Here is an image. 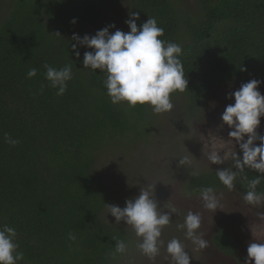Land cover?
<instances>
[{"label": "trees", "instance_id": "obj_1", "mask_svg": "<svg viewBox=\"0 0 264 264\" xmlns=\"http://www.w3.org/2000/svg\"><path fill=\"white\" fill-rule=\"evenodd\" d=\"M191 4L192 10L181 0H0V228L16 229L24 253L19 264H134L140 252L135 231L124 221L117 224L106 206L123 208L131 190L115 192L100 170L106 157H133L125 166L148 160L144 154L160 124L152 123L147 104L111 103L106 74L83 66V54L91 49L78 45L80 57L74 55V33L92 36L112 19L110 34L128 32L125 21L133 12L139 13L138 28L155 18L164 29L159 39L182 47L188 87L171 98L184 97L188 118L213 96L264 75V0ZM121 7L123 16L113 18ZM45 64L72 65L63 95L49 86ZM32 68L37 75L29 78ZM5 133L19 143H6ZM233 166L231 159L221 168ZM216 170L187 173L183 191H229ZM256 175L245 168L232 191L244 197ZM124 178L126 172L114 173L118 182ZM256 190L264 192V180ZM114 237L126 243L124 254L115 252ZM209 243L223 257L239 259L238 240L227 228H216Z\"/></svg>", "mask_w": 264, "mask_h": 264}, {"label": "clouds", "instance_id": "obj_2", "mask_svg": "<svg viewBox=\"0 0 264 264\" xmlns=\"http://www.w3.org/2000/svg\"><path fill=\"white\" fill-rule=\"evenodd\" d=\"M131 18L125 21L130 29L128 32L115 30L110 34L109 29L115 28L114 24L96 31L92 36L85 34L80 37L72 35L74 55L79 58L78 45L91 49L83 54L84 68L99 70L106 74L104 86L112 104L126 102L129 107L149 105L154 114L170 112L174 105L171 94L185 92L188 87L183 64L179 59L182 47L174 42H168L159 37L164 35V29L158 26L155 18H149L138 28L136 20L139 13H131ZM72 20L71 23H75ZM58 34V33H57ZM59 35V34H58ZM45 78L49 86L57 89L58 96L63 95L68 82L73 79L72 65L66 64L62 68H55L48 64ZM241 71L246 69L241 68ZM37 75V69L28 71L29 78ZM262 81L251 79L242 83L238 90L226 95L227 99L234 100L228 104L221 114V127L228 126V136L232 145H238L242 156L237 151L231 153L234 161L233 167H225L215 171L219 181L229 190H235L234 183L237 175L244 173L245 168L254 170L255 179L248 181L249 190L244 195V200L253 206L264 203V192H257V186L264 180V135L257 129L264 117V95L258 90ZM6 143L15 146L18 139H12L5 133ZM259 140L257 146L254 142ZM208 160L214 165H223L225 155L221 150H213L208 154ZM190 163L186 158L179 160L180 165ZM233 168L235 170H233ZM243 179H247L246 176ZM204 201V207L215 211L219 201L213 187H204L199 190ZM182 195L191 197V190H184ZM110 214L118 224L124 221L130 225L137 237L141 238L137 247L150 260L160 253L163 240L160 239L163 229L172 221V215L178 214V209L172 204L163 203L162 206L154 196V188L140 190L139 195L125 201L123 208L117 205H106ZM201 227V216L189 211L184 223L178 228H184L185 238L203 250L208 247L207 240L202 238L198 231ZM69 239L76 237L69 233ZM115 252L124 254L127 245L123 240L116 239ZM17 232L14 227L4 225L0 228V264H19L24 259V253L19 251ZM247 259L245 264H264V243L250 242L247 245ZM166 252L170 255L173 264H190L192 259L185 245L173 238L167 243Z\"/></svg>", "mask_w": 264, "mask_h": 264}, {"label": "rangeland", "instance_id": "obj_3", "mask_svg": "<svg viewBox=\"0 0 264 264\" xmlns=\"http://www.w3.org/2000/svg\"><path fill=\"white\" fill-rule=\"evenodd\" d=\"M181 1L188 10L193 9L190 7L191 0ZM116 9L118 12L114 13L113 18L118 15L123 16L121 14L123 8ZM110 24H113V19ZM258 80L262 81L258 90L264 95V75ZM240 85L213 96L194 118H188L184 97L180 95L171 98L174 107L170 112L152 113V123L155 126L160 124V126L157 128L158 137H155L147 150L149 157L146 153L144 154L148 160L143 159L134 165L125 166V161L129 162L133 157L125 154L127 159L119 156L105 158L106 161L101 167L103 169L100 170V174L112 190L115 192L131 190L132 197L135 198L140 190L151 186L154 188V196L160 206L167 203L178 209V214L172 215L171 223L162 231L160 239L164 243L159 255L155 260H150L141 251L136 252L134 264H140L139 260L143 264H173L170 255L166 252L167 243L173 238L185 245L186 251L192 258L190 264H245L248 243H264V203L260 206L249 205L236 191H220L216 192L219 207L212 211L204 207V201L200 196L185 197L182 195L184 175L224 167L231 161V153L239 150L238 145L235 143L232 145L230 142L228 126L221 127L220 117L225 107L234 103V100L227 99L226 95L238 90ZM260 120L257 132L264 135V117ZM254 143L258 146L260 141L257 140ZM213 150H221V153H224L225 163L223 165H214L208 160V154ZM184 158L190 163L180 165L179 160ZM116 171L126 172V178L118 182L114 179ZM189 211L201 216V227L198 231L208 242L206 249L198 250L191 240L185 238L186 229L178 228V225L184 223ZM128 226L133 229L130 225ZM220 226L233 232L238 240L240 253L236 261L223 257L209 243L211 234Z\"/></svg>", "mask_w": 264, "mask_h": 264}]
</instances>
